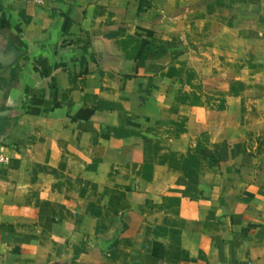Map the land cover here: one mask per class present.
<instances>
[{"label": "crops", "instance_id": "1", "mask_svg": "<svg viewBox=\"0 0 264 264\" xmlns=\"http://www.w3.org/2000/svg\"><path fill=\"white\" fill-rule=\"evenodd\" d=\"M186 1L0 0V264H264V0Z\"/></svg>", "mask_w": 264, "mask_h": 264}, {"label": "rangeland", "instance_id": "2", "mask_svg": "<svg viewBox=\"0 0 264 264\" xmlns=\"http://www.w3.org/2000/svg\"><path fill=\"white\" fill-rule=\"evenodd\" d=\"M192 5H191V3H190V1L189 0H187L186 1V4H184V6H183V8L181 9V8H179V10H183L184 11V16L186 17V19H192V13H191V11H192V7H191ZM175 6H174V3L172 2L171 3V5L169 6V5H167V8H166V11L167 12H169L170 13V15L172 14H174V12H175ZM194 10V9H193ZM157 13H158V10H157ZM156 13V14H157ZM168 13V14H169ZM185 19V18H184ZM189 24V23H188ZM173 26H174V24H172ZM215 30H216V34L215 35H220V37L222 36V30H223V25L222 24H218V25H215ZM226 36L227 37H229V33H226ZM230 37H234V35L231 33L230 34ZM223 37H222V41H223ZM229 39V38H228ZM228 39H225V40H228ZM231 39H233V38H231ZM231 43H232V41H231ZM230 43V44H231ZM173 58V57H172ZM262 58H263V63H264V55L262 56ZM230 59H231V61H230V64L232 65L231 66V71H232V73H230V75H231V80H232V82L233 81H235V79H238V77L240 76V77H242V76H247L248 78L250 77L251 79L253 78V71H254V64H255V62H254V59H250V58H248V60H247V66H243V67H241V68H239L237 65L239 64V56H231L230 57ZM190 60V58L188 57V61ZM218 59L216 58V63L218 62L217 61ZM242 60H244V59H242ZM222 61H223V57H220V63H222ZM242 62V61H241ZM242 63H244V62H242ZM233 65H235V66H233ZM246 71V72H245ZM247 73V74H246ZM203 78V77H202ZM220 78H221V76H219L218 75V73H215V76H214V79H213V77H211L210 78V80H214V82L216 83L218 80H220ZM206 81V80H205ZM234 90H233V88H232V92L233 93H237L238 91H239V88L237 87V84L236 85H234ZM251 92H254V91H251ZM263 92H264V90H263ZM249 95H251L250 93H249ZM235 122H237V120L235 121L234 119L232 120V123H235Z\"/></svg>", "mask_w": 264, "mask_h": 264}, {"label": "built area", "instance_id": "3", "mask_svg": "<svg viewBox=\"0 0 264 264\" xmlns=\"http://www.w3.org/2000/svg\"><path fill=\"white\" fill-rule=\"evenodd\" d=\"M35 3H39L42 0H33ZM8 161V158L6 155H4V153H2V151H0V164H5Z\"/></svg>", "mask_w": 264, "mask_h": 264}]
</instances>
